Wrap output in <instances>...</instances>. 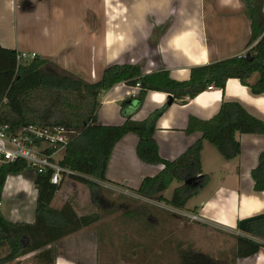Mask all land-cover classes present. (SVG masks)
Segmentation results:
<instances>
[{"label":"crops","instance_id":"0c3cea01","mask_svg":"<svg viewBox=\"0 0 264 264\" xmlns=\"http://www.w3.org/2000/svg\"><path fill=\"white\" fill-rule=\"evenodd\" d=\"M250 37L251 22L243 0H0V46L36 54L89 83L101 80L108 67L125 64L140 66L143 75L167 71L172 79L187 81L193 68L245 55ZM140 91L118 84L101 94L99 123L122 126L125 114L141 122L168 103V94L149 91L138 107ZM124 101L129 102L125 114L121 110ZM223 103H238L264 122V94L254 95L239 80L230 79L224 91L212 88L167 108L154 135L161 158L173 162L185 154L202 138L199 132H188L190 119L211 120ZM238 140L241 154L230 161L221 159L213 151L215 147L204 141L201 162L208 183L189 201L194 202L193 207L188 202L186 210H180L155 200L164 211L129 213V219L145 218L143 234L150 246L140 254L133 245L131 262L176 264L172 255L178 250V264L184 251L209 255L197 243L201 237L206 239L207 249L214 250V259L231 261V241L236 242L237 236L251 238L240 231L239 223L264 214V192L254 190L252 178L264 152V135H238ZM138 143L134 134L118 142L107 168L109 182L99 183L101 188L140 196L134 191L143 180L163 170L161 165H148L138 158ZM34 179L31 173L8 177L2 200L22 206L10 219L5 216L8 221L35 222L38 191ZM77 191L90 203L88 188L72 180L62 183L52 207L61 209L68 203L78 217L88 215L81 196H71ZM181 212L200 220L192 221ZM174 215L188 220L190 235L182 236L180 230L185 226ZM100 241V233L90 227L54 244L55 264H99ZM155 241L157 253L152 248ZM236 264H264V248Z\"/></svg>","mask_w":264,"mask_h":264},{"label":"trees","instance_id":"16d2710c","mask_svg":"<svg viewBox=\"0 0 264 264\" xmlns=\"http://www.w3.org/2000/svg\"><path fill=\"white\" fill-rule=\"evenodd\" d=\"M243 2L251 22V37L245 55L193 68L189 80L182 82L172 79L167 71L143 75L140 66L125 64L108 67L101 80L89 83L38 56L19 63L20 52L0 46V125L15 129L25 125L64 126L74 131L60 164L72 172L70 179L90 190L95 202L100 200L99 183L109 182L107 168L116 145L126 135L134 134L139 139L138 158L145 164L164 167L157 176L145 178L134 192L186 210L188 202L208 183L201 162L204 141L230 161L241 154L238 135H264L263 121L251 116L238 103H223L211 120L190 119L188 132H199L202 138L179 159L173 162L162 159L154 140L157 121L170 106V99H173V104L185 103L209 88L224 91L230 79L239 80L254 95L264 94V0ZM118 84L140 85L141 91L136 98L138 107L149 91L168 94V103L148 119L137 122L131 114H125L129 102L124 101L121 110L126 117L125 123L122 126L101 125L98 121L100 96ZM63 105L83 107L82 122L73 124L56 120L64 110ZM25 171L26 163L23 161L0 168V200L8 177ZM51 176L52 171H46L34 179L38 191L34 223H12L0 208V247L9 248L8 255L0 259V264H20L19 260L30 255L37 264H55L57 253L54 244L102 220L98 214L78 217L68 203L61 209H54L52 203L61 185H52ZM252 178L254 190L264 192V152L252 171ZM174 182L180 186L172 198L167 199L164 193ZM247 234L251 238H235L236 251L228 263L190 250L182 253L180 264H236L239 259L250 258L264 248V220L251 223Z\"/></svg>","mask_w":264,"mask_h":264},{"label":"rangeland","instance_id":"374dc122","mask_svg":"<svg viewBox=\"0 0 264 264\" xmlns=\"http://www.w3.org/2000/svg\"><path fill=\"white\" fill-rule=\"evenodd\" d=\"M64 110H61V114L56 118L58 121H65L68 123H81L83 119V115L81 113V109L83 107L76 106V105H63ZM213 151L222 159L221 154L217 151L216 148H212ZM30 174L29 172L25 171L20 175ZM64 181L67 183L71 182L72 179L69 177L64 178ZM63 181V182H64ZM74 181V180H73ZM75 182V181H74ZM80 184V183H79ZM81 185V184H80ZM179 185L174 182L171 184L169 189L164 193L166 198H172L174 194V190ZM85 190V187L82 188ZM82 190V192H83ZM87 190V189H86ZM89 190V189H88ZM208 191V190H207ZM81 196L82 204L86 203V207L84 211H87L88 215L98 214L102 217V220L93 225L91 228L100 233L101 237V259L99 264H143L142 262L132 261L130 260L129 255L132 252L133 245L136 246L137 252L140 254L145 251L144 249H149V244H147V237L146 240L143 234V227L146 223L144 217L129 219V213H138V215H142L147 209L149 210H156V211H164L161 208L157 207L155 204V200H149L147 198H143L140 196H125L117 191H112L107 188H101L99 193L100 200L98 203L92 199V194L89 190V201L87 202L85 194H80L79 191L76 193L72 192L71 196ZM18 202V201H17ZM194 202H189L188 207H193ZM87 208V210H85ZM1 211L4 216L10 219V215L16 214L18 211H22V206L18 203L17 205L12 200H2V208ZM175 217L182 222L183 229L180 230L182 236L190 235L191 231L187 228L189 225L188 220L183 219L179 216L174 215ZM159 238V237H158ZM184 240V238H183ZM197 243L201 244L202 249L207 252L212 258L215 256L213 249L208 248L206 243V239L204 240L203 237L197 240ZM211 243V240H210ZM183 244L186 246L187 241H183ZM231 252L233 256L234 251L236 249V242L233 240L231 241ZM153 252L158 250L159 245L158 241H155V246H152ZM134 250V249H133ZM147 251V250H146ZM9 253V248L7 246L0 248V257H5ZM178 253V254H177ZM172 255V258L178 264V252ZM214 254V255H213ZM173 262V263H174ZM20 264H37L33 256H27L19 260Z\"/></svg>","mask_w":264,"mask_h":264},{"label":"built area","instance_id":"2783aa9c","mask_svg":"<svg viewBox=\"0 0 264 264\" xmlns=\"http://www.w3.org/2000/svg\"><path fill=\"white\" fill-rule=\"evenodd\" d=\"M36 57V54L21 53L17 59L20 63ZM136 87L141 88L140 85ZM74 134V131L64 126L25 125L15 129L9 125H0V168L23 161L26 163V171L34 177L52 171L51 184L60 186L64 178L72 175V172L62 167L60 162ZM181 215L192 221L200 220L198 216L184 212H181Z\"/></svg>","mask_w":264,"mask_h":264},{"label":"water","instance_id":"95a60500","mask_svg":"<svg viewBox=\"0 0 264 264\" xmlns=\"http://www.w3.org/2000/svg\"><path fill=\"white\" fill-rule=\"evenodd\" d=\"M248 57H250V55H248ZM172 104H173V99H170L169 105H172ZM189 183H190V181H189ZM261 220H264V214L243 220L239 223V229L242 233H248L249 225L253 222H257V221H261Z\"/></svg>","mask_w":264,"mask_h":264}]
</instances>
